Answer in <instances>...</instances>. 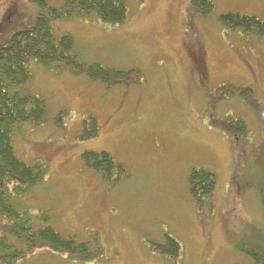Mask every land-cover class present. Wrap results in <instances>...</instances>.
I'll use <instances>...</instances> for the list:
<instances>
[{"label": "rangeland", "instance_id": "1", "mask_svg": "<svg viewBox=\"0 0 264 264\" xmlns=\"http://www.w3.org/2000/svg\"><path fill=\"white\" fill-rule=\"evenodd\" d=\"M209 1L207 17L189 14L190 0H128L121 25L53 21L56 36L73 38L79 60L135 68L143 78L107 89L31 63L24 90L44 99L47 117L23 124L13 146L25 163H44L46 174L25 204L99 252L80 261L37 248L15 264H252L243 250L264 251V37L217 21L228 12L264 20V0ZM39 13L34 0H0V43ZM224 84L248 87L252 96L246 102L217 91ZM87 116L100 130L83 140ZM228 116L245 122V135L224 130ZM84 151L106 152L126 170L104 181L85 167ZM192 168L216 177L199 203L188 191ZM165 235L180 245L178 258L149 248Z\"/></svg>", "mask_w": 264, "mask_h": 264}, {"label": "trees", "instance_id": "2", "mask_svg": "<svg viewBox=\"0 0 264 264\" xmlns=\"http://www.w3.org/2000/svg\"><path fill=\"white\" fill-rule=\"evenodd\" d=\"M50 1L34 0L40 10L34 24L14 31L0 43V264H15L37 248H50L80 261H91L99 252L90 242L62 235L51 226L47 212L34 214L25 204L27 195L43 183L46 174L44 163H25L13 146L14 137L23 124L40 125L47 117L44 99L24 90L32 79L31 63L54 74L67 71L73 76H84L107 89L118 84L139 85L143 78L141 71L135 68L117 69L79 60L74 53L73 38L68 34L56 36L52 26L53 21L92 17L102 24L121 25L128 13V0H61L59 6H51ZM213 10L209 0H190L188 12L191 15L207 17ZM217 21L224 29L240 35L264 37V20L254 16L228 12L220 14ZM222 89L246 102L252 96L248 87L240 85L224 84L217 91ZM228 120L226 132L234 138L246 134L242 119L228 116ZM99 130L94 117H85L82 139L97 136ZM80 159L104 181L117 180L114 176L126 170L106 152L84 151ZM215 184L212 172L196 168L189 171L188 191L196 202L209 197ZM148 246L155 253L172 259L181 255L180 245L169 235H165L163 243L151 242ZM243 252L252 264H264V251L247 249Z\"/></svg>", "mask_w": 264, "mask_h": 264}]
</instances>
